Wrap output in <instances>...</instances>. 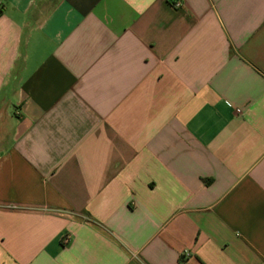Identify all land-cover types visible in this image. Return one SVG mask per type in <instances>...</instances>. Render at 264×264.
<instances>
[{
    "label": "crops",
    "instance_id": "crops-1",
    "mask_svg": "<svg viewBox=\"0 0 264 264\" xmlns=\"http://www.w3.org/2000/svg\"><path fill=\"white\" fill-rule=\"evenodd\" d=\"M0 264H264V0H0Z\"/></svg>",
    "mask_w": 264,
    "mask_h": 264
},
{
    "label": "built area",
    "instance_id": "built-area-1",
    "mask_svg": "<svg viewBox=\"0 0 264 264\" xmlns=\"http://www.w3.org/2000/svg\"><path fill=\"white\" fill-rule=\"evenodd\" d=\"M175 4L178 6L180 3H179V1H176V3H175Z\"/></svg>",
    "mask_w": 264,
    "mask_h": 264
}]
</instances>
